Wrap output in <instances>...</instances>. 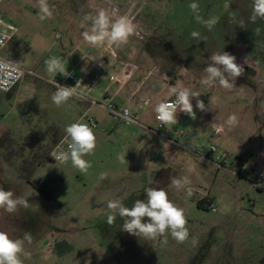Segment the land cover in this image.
I'll use <instances>...</instances> for the list:
<instances>
[{"label":"rangeland","instance_id":"rangeland-1","mask_svg":"<svg viewBox=\"0 0 264 264\" xmlns=\"http://www.w3.org/2000/svg\"><path fill=\"white\" fill-rule=\"evenodd\" d=\"M192 3L199 6L195 13L189 7ZM47 4L52 14L41 19L40 0H0V19L13 28L4 31L11 38L0 56L29 73L11 91L0 92V187L27 201V207L18 206L11 213L0 209V231L12 239L30 233L31 242L23 243L30 256L21 255L25 264L27 259L28 264H264V187H253L247 178L252 162L240 171L208 165L218 172L216 180L207 170V178L196 186L189 178L190 184L178 189L172 178L187 176L193 167L165 160L167 170L160 169L161 154L141 139H131L134 128L150 145L157 135L115 124L102 105L107 91L120 87L118 61L128 70L135 68L133 80L151 79L160 90L154 101L158 104L186 82V68H202L201 76L209 83L206 68L212 64L211 56L240 45L248 61L259 68L264 90V19L251 21L253 0H47ZM100 12L113 20L128 18L134 31L127 42L93 46L83 39ZM210 18L216 21L211 30L202 22ZM193 32L199 35L193 37ZM50 57L61 58L67 73L80 82L77 96L59 106L52 95L57 84L68 85L67 73H49L45 60ZM96 59L102 66L96 63L86 74ZM188 74L194 82L195 73ZM129 88L122 87L111 102L123 107ZM151 99L145 95L143 117L137 116L145 127ZM85 118L96 123V147L83 157L90 164L87 171L73 167L70 160H48L66 126L87 123ZM147 158L154 168L150 177V166H139ZM39 181L50 198L39 192ZM147 187L164 188L183 209L189 232L184 242L178 243L170 232L167 243L163 237L146 240L129 234L122 230L118 213H113V225L106 222L108 201L131 207L135 200L146 199ZM208 195L215 199L210 202L215 213L210 204L205 209L196 206Z\"/></svg>","mask_w":264,"mask_h":264},{"label":"crops","instance_id":"crops-1","mask_svg":"<svg viewBox=\"0 0 264 264\" xmlns=\"http://www.w3.org/2000/svg\"><path fill=\"white\" fill-rule=\"evenodd\" d=\"M242 60L245 65H239L234 61L240 69L247 68L245 75L241 79L223 71L222 65H214L221 70L223 78L227 79L229 84L232 85L230 88L219 85L220 76L211 78L208 84H203L201 82L204 79L201 76L204 71L202 68L193 70L190 66L185 69L186 82L178 85L177 89H187L190 92L199 94L191 102L195 112V119L177 110L178 122L176 124H164L163 129L156 134L157 138L151 145L148 140L144 139L146 135L134 128V137L131 139H141V143H146L147 147H151L157 154H161L157 163L160 169L167 170L164 165L165 160H168L169 164L181 161L193 167L192 171L187 173L188 178L194 181L192 186H196L198 182L207 178V170L213 173V179L216 180L218 172L214 173L213 169L207 168L212 162L207 158L194 155L193 149L196 145L202 143L200 142L201 140H207L213 135L214 126L220 125L223 128V132L214 136V142L218 146L219 151L227 153L230 157L229 166H235L240 171L243 170L245 164L252 162L254 167L248 171L264 172V90L259 84L261 82L259 68L248 61L245 49ZM96 63L102 66L100 59H96L87 69L86 74ZM117 63L122 66L120 71L121 78L125 77L128 72L132 73V77L127 80L125 85L120 83V87L117 90H108L106 98L115 103L121 91L120 89L128 85L130 87L128 89L129 94L122 106L134 110L138 118H142L143 110L146 108L142 103L145 102V95H150L152 98L150 103L151 115L145 121L149 128L156 125L155 116L157 114L154 109L157 104L154 101L159 95V88L152 85L150 78L139 76L138 73L134 79L137 76H139V79L137 81L133 80V75L136 74L135 68L128 70V68L123 66L122 62L118 61ZM191 71L195 73L194 82L188 79L190 76L188 73ZM174 98H176L175 95L164 101H170ZM197 100L203 101L205 110H200L196 107ZM233 116L235 121L230 123L229 118ZM176 131L182 132V135L180 137L175 136L174 133ZM139 166H142V169H147L150 166L149 177L150 174L154 173L153 163L148 158L143 160V163ZM170 178V175L166 178L167 185ZM185 192H187V189H185ZM206 198H209L214 203L215 199L213 196L208 195ZM28 260L26 264H28ZM22 261L25 264V260L22 259Z\"/></svg>","mask_w":264,"mask_h":264},{"label":"clouds","instance_id":"clouds-1","mask_svg":"<svg viewBox=\"0 0 264 264\" xmlns=\"http://www.w3.org/2000/svg\"><path fill=\"white\" fill-rule=\"evenodd\" d=\"M41 19L45 16H51V11L47 4V0H40ZM190 9L195 13L198 9L196 3L189 5ZM264 19V0H253V7L250 19L255 22L257 19ZM87 20L88 17L86 16ZM196 19L200 21L197 15ZM211 30L212 26L216 23L214 19L202 21ZM110 29V30H109ZM134 29L131 22L126 16H121L118 19H111L104 12H100L98 16L92 20L91 32H84L83 39L95 46L103 44L105 41L108 44H119L127 42L128 37L133 33ZM199 33L193 32L192 36L197 37ZM212 64H210L206 71L210 73V79L220 76L219 85L230 88L227 79L221 75V70L214 65H222L223 71L228 72L231 76H239L240 67L234 62L235 57L227 52L222 54H213L211 56ZM46 69L49 73L63 74L67 73L66 66L62 59L59 57H50L45 60ZM2 66V64H0ZM11 76V73L8 74ZM69 75L67 73L65 76ZM203 84H208V80L202 79ZM80 85L77 81L74 87L61 86L57 84V90L52 95V101L57 106L66 103L73 95H75L76 88ZM0 86L3 90L7 91V81L0 80ZM173 94L176 96L175 101L160 102L155 106L156 119L162 124H176L177 110L188 114L191 118L195 119V112L191 103L192 97L199 96L198 93L190 92L187 89L176 90L173 89ZM196 107L200 110H205L203 101L197 100ZM235 117H230L229 122H234ZM94 124L89 123H72L65 128L66 136L70 138L67 151L53 152L52 158L60 163H67L69 160L72 166L79 169L81 172H86L90 167L88 161L83 159L87 154L93 152L96 147V136L93 131ZM222 129L217 128L219 132ZM122 160L125 157H121ZM101 178L104 176L102 174ZM172 184L178 189L190 184L187 176L180 178H172ZM146 199L135 200L131 207L125 206L119 201H108L107 209L109 214L107 216V223L113 225L116 216L113 213H118V216L123 219L122 230L137 237H142L146 240H154L158 237H163V243H167L166 233L170 232L172 238L178 243L184 242L189 235L186 227L187 220L184 215L183 209L177 207L173 201L169 199L168 193L164 188L147 187L144 189ZM191 195V190L188 192ZM18 206L27 207V201L22 197H15L11 190L5 191L0 187V209L7 212H14ZM147 218V222H145ZM31 242L30 233H25L23 239H12L6 232L0 231V264H23L21 255L29 257L30 253L26 252L23 248L24 241Z\"/></svg>","mask_w":264,"mask_h":264},{"label":"built area","instance_id":"built-area-1","mask_svg":"<svg viewBox=\"0 0 264 264\" xmlns=\"http://www.w3.org/2000/svg\"><path fill=\"white\" fill-rule=\"evenodd\" d=\"M5 30L11 32L13 28L9 25H6L0 19V52L5 47L9 39L11 38V34L5 33L4 32ZM0 64H2V66H0V80L7 81V89H8L7 91H5L3 90V86H0V92L11 91L15 87V85L25 77V75L29 74L28 72H25L20 67L3 59L1 56H0ZM9 73H11V76L8 75ZM131 77H132V73L128 72L125 77L120 79V83L122 85H125L127 80ZM110 80L116 81V78L110 77ZM77 81L78 80H76L72 75H67L65 77V82L68 83V85L64 84L63 86L74 87ZM74 96H77L76 90H75ZM175 100L176 98L170 101H175ZM145 104L146 102L143 103V105ZM102 105H103V109L108 113L109 117L112 119V121L115 124H123L126 126H130V125L138 126V127L146 129L148 132L154 135L158 134L160 130H162L164 127V124H162L159 120H157L156 116H155L156 127L155 128L145 127L139 122L137 118V114L134 110L128 107H119L115 105L114 103H112L111 100L109 99H106L104 103H102ZM85 119L87 123H89L90 125L94 124V128L96 127V123L94 119H91V118H85ZM217 128H220L222 130L217 132L216 131ZM222 132H223L222 126L220 125L214 126L213 135L210 136L205 143L204 142L199 143L198 145L194 147L193 149L194 155L209 159L212 162V164H214L218 168H226L227 165L230 164V157L228 156L227 153L219 151L218 146L216 145V143L213 142L214 136L221 134ZM174 135L177 137H180L182 135V132L176 131ZM170 141L173 142L172 139H170ZM69 143H70V138H68L65 134L54 145L51 151L50 159L55 161L52 158L53 152L67 151ZM55 162H58V161H55ZM247 178L250 180V183L253 187L258 188V189L264 187V175L261 172L259 173V172L249 171L247 173ZM42 185H43L42 181H39L37 184L38 187H42ZM208 208L212 213H215L217 211L216 208L212 204H210Z\"/></svg>","mask_w":264,"mask_h":264},{"label":"water","instance_id":"water-1","mask_svg":"<svg viewBox=\"0 0 264 264\" xmlns=\"http://www.w3.org/2000/svg\"><path fill=\"white\" fill-rule=\"evenodd\" d=\"M244 53V47L238 46L237 48L233 49L232 51L228 52L231 56L235 57V61L239 65H245V62L242 60V55Z\"/></svg>","mask_w":264,"mask_h":264},{"label":"trees","instance_id":"trees-1","mask_svg":"<svg viewBox=\"0 0 264 264\" xmlns=\"http://www.w3.org/2000/svg\"><path fill=\"white\" fill-rule=\"evenodd\" d=\"M49 159H50V158L48 157V160H49ZM38 190H39V192H40L41 194H43L44 196L50 198L49 193H47L42 187H38ZM210 202H211V200H210L209 198H206V197H205L204 199L198 201L196 206H197L198 209H205V208H204V205L207 206V205L210 204Z\"/></svg>","mask_w":264,"mask_h":264},{"label":"flooded vegetation","instance_id":"flooded-vegetation-1","mask_svg":"<svg viewBox=\"0 0 264 264\" xmlns=\"http://www.w3.org/2000/svg\"><path fill=\"white\" fill-rule=\"evenodd\" d=\"M246 70H247L246 67L240 69V74H239V76H236V77L239 78V79H241L245 75Z\"/></svg>","mask_w":264,"mask_h":264}]
</instances>
